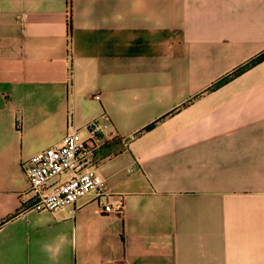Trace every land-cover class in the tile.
I'll use <instances>...</instances> for the list:
<instances>
[{
    "label": "crops",
    "instance_id": "1",
    "mask_svg": "<svg viewBox=\"0 0 264 264\" xmlns=\"http://www.w3.org/2000/svg\"><path fill=\"white\" fill-rule=\"evenodd\" d=\"M263 52L264 0H0V264H264ZM95 119L104 193L29 209L23 161Z\"/></svg>",
    "mask_w": 264,
    "mask_h": 264
},
{
    "label": "built area",
    "instance_id": "2",
    "mask_svg": "<svg viewBox=\"0 0 264 264\" xmlns=\"http://www.w3.org/2000/svg\"><path fill=\"white\" fill-rule=\"evenodd\" d=\"M89 137L82 138L78 130L69 125L61 143L55 144L23 161L22 169L29 182L33 201L29 209L57 210L72 205L77 199L93 191L97 196L104 193V182L96 171V149L100 145L99 134L108 138L116 135L109 123L97 119L86 126ZM68 174V180L47 191L46 186L57 176ZM103 212L121 213L119 205H102Z\"/></svg>",
    "mask_w": 264,
    "mask_h": 264
},
{
    "label": "clouds",
    "instance_id": "3",
    "mask_svg": "<svg viewBox=\"0 0 264 264\" xmlns=\"http://www.w3.org/2000/svg\"><path fill=\"white\" fill-rule=\"evenodd\" d=\"M66 242H67V236L61 234L58 236V242L53 244H49V243L42 244L41 251L48 255L49 260H51L53 264H58V261L60 259V256L62 255ZM72 243L74 245L75 240H73Z\"/></svg>",
    "mask_w": 264,
    "mask_h": 264
},
{
    "label": "trees",
    "instance_id": "4",
    "mask_svg": "<svg viewBox=\"0 0 264 264\" xmlns=\"http://www.w3.org/2000/svg\"><path fill=\"white\" fill-rule=\"evenodd\" d=\"M264 59V52L263 53H261L260 55H258L257 57H255L253 60H251V61H249L246 65H244L242 68H239L237 71H236V73L238 74V73H240L241 71H243L245 68H247V67H249V66H251V65H253V64H255V63H257V62H259V61H261V60H263ZM223 82V81H222ZM221 82V83H222Z\"/></svg>",
    "mask_w": 264,
    "mask_h": 264
}]
</instances>
